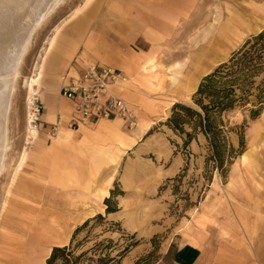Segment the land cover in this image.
<instances>
[{
  "label": "rangeland",
  "instance_id": "374dc122",
  "mask_svg": "<svg viewBox=\"0 0 264 264\" xmlns=\"http://www.w3.org/2000/svg\"><path fill=\"white\" fill-rule=\"evenodd\" d=\"M82 2L63 0L36 28L10 96L9 147L0 172V264H45L52 247L68 245L78 227L73 246L76 254H86L82 264L103 254H121L120 264H170L172 247L193 241L224 242L222 228L225 223L229 226L228 203L236 186H251L264 200V110L252 117L248 104L223 114L232 151L222 167L211 158L202 133L185 126L192 135L185 144L187 137L166 123L175 103L194 105L193 94L203 76L264 28V0H195L189 16L178 18L170 41L158 47L153 61L157 67L141 70L145 81L126 75L128 90L122 96L132 104L136 122L130 128L119 120L120 131L130 141L118 127H98L116 140L103 150L90 145L78 150L90 154L82 169L90 173L89 185L73 187L67 175H77V163L82 162L67 167L69 155L58 161L66 167L60 165L54 177L36 171L31 160L23 167L18 164L25 147L31 151L32 142H41L39 135L30 141L27 131L24 80L55 26ZM64 151L71 153V148ZM77 187L86 192H73Z\"/></svg>",
  "mask_w": 264,
  "mask_h": 264
},
{
  "label": "crops",
  "instance_id": "0c3cea01",
  "mask_svg": "<svg viewBox=\"0 0 264 264\" xmlns=\"http://www.w3.org/2000/svg\"><path fill=\"white\" fill-rule=\"evenodd\" d=\"M194 2L91 0L81 14L66 23L57 36L55 48L47 56L39 80V97L43 109L42 126L37 133L41 142H32L31 151L27 149L22 167L31 160L35 162L36 171L54 177L60 165L66 167L58 164V161L71 156L67 167L74 166L75 163L70 164L73 161L82 163H77L80 168L77 175H67L68 185L88 187L87 178L90 173H84L82 169H85L83 161L90 154L86 156L78 150L82 151L88 145L95 150L105 149L107 142L116 140V137L107 131L99 132L97 128L118 127L120 131L122 121L118 120L115 126L113 119H101L89 125L69 128L73 104L60 95L58 86L61 77L78 75L89 65H101L117 69L131 79L145 81L141 77V70L146 60L155 57L158 47L164 41H170L178 18L189 16ZM125 90H128L127 86L120 91L121 94ZM52 124L58 126L57 139L46 136ZM120 134L127 138V143L130 141V136L121 131ZM68 148H71V153L64 154ZM96 159L99 161V157ZM85 190L77 187L72 191L83 193ZM258 193L251 186H236L232 192L233 197H230L233 201L228 203L229 226L225 223L226 226L222 228L225 241H193L172 247L168 250L169 263L264 264V200H260V196L256 195ZM93 213L80 216L78 222Z\"/></svg>",
  "mask_w": 264,
  "mask_h": 264
},
{
  "label": "trees",
  "instance_id": "16d2710c",
  "mask_svg": "<svg viewBox=\"0 0 264 264\" xmlns=\"http://www.w3.org/2000/svg\"><path fill=\"white\" fill-rule=\"evenodd\" d=\"M193 104L175 103L166 124L174 132L187 137L185 144L192 138L185 126L202 133L208 142L211 158L222 167L223 160L232 151L228 146L223 114L248 104L252 106V117L264 110V28L247 38L228 60L203 76L193 94ZM80 228H76L68 245L52 247L45 264H82L86 254H76V246H73ZM121 256L103 254L87 260L89 264H120Z\"/></svg>",
  "mask_w": 264,
  "mask_h": 264
},
{
  "label": "bare ground",
  "instance_id": "6f19581e",
  "mask_svg": "<svg viewBox=\"0 0 264 264\" xmlns=\"http://www.w3.org/2000/svg\"><path fill=\"white\" fill-rule=\"evenodd\" d=\"M62 2L63 0H0V172L3 169L5 162L4 160L9 147V142H8L9 131L6 126V117L10 103V96L12 94V91L15 86V82L20 73L19 68L22 62V58L24 57L25 55L24 53L28 50V47L31 43L30 41L33 32L36 30V28L41 24V22L45 18H48V16L51 15V13L54 10H56V8ZM90 2L91 0H83L82 3L78 4L72 9V11L68 14L66 18H64L59 24L55 26L54 30L47 38L41 53H39L40 55L38 61L34 64L32 73L25 78L24 81L27 86V97L25 99L26 100L25 105L27 110V114H26L27 123L29 122V118H30L31 104L33 103V100L39 95V80L41 76V71L46 63L47 56L52 52V50L55 48L57 44V36L59 35L62 27L70 20L75 19L79 14H81L82 11L87 7V5ZM201 54H203V52ZM215 56L216 55H214V57ZM154 58L146 60L143 69L146 70L147 66H149L150 70L154 68L155 64L152 63ZM207 63L209 64V62ZM212 63H214V61H212ZM153 71L154 70H152V72ZM201 72L202 71H200V73ZM191 84L193 83L191 82ZM113 120H119V119H113ZM27 131L31 138L30 141L35 140L38 135L37 131L30 129L28 124H27ZM57 135L58 132L56 134V137ZM26 154H27V148L25 147L21 152L18 167L22 166V163L26 159ZM16 173L17 170L14 171L13 175L11 174L12 178L10 180L9 185L13 183ZM61 236L62 235H58V237Z\"/></svg>",
  "mask_w": 264,
  "mask_h": 264
},
{
  "label": "built area",
  "instance_id": "2783aa9c",
  "mask_svg": "<svg viewBox=\"0 0 264 264\" xmlns=\"http://www.w3.org/2000/svg\"><path fill=\"white\" fill-rule=\"evenodd\" d=\"M127 81V76L121 71L101 65H89L75 76H62L58 86L60 95L73 104V117L68 126L75 128L101 119H121L132 128L136 122L135 113L132 104L120 92ZM42 109V102L37 96L30 107L29 122L26 121L30 129H41ZM57 132L58 126L52 124L46 136L54 138Z\"/></svg>",
  "mask_w": 264,
  "mask_h": 264
}]
</instances>
